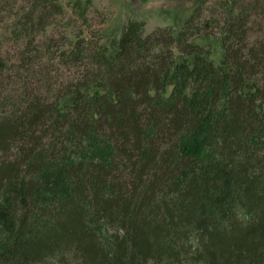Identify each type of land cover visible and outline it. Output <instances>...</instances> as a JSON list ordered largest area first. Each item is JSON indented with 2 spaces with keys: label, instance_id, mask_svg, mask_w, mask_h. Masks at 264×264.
Returning a JSON list of instances; mask_svg holds the SVG:
<instances>
[{
  "label": "trees",
  "instance_id": "trees-1",
  "mask_svg": "<svg viewBox=\"0 0 264 264\" xmlns=\"http://www.w3.org/2000/svg\"><path fill=\"white\" fill-rule=\"evenodd\" d=\"M193 18L79 38L74 87L0 118V264H264V42L186 45Z\"/></svg>",
  "mask_w": 264,
  "mask_h": 264
},
{
  "label": "rangeland",
  "instance_id": "rangeland-1",
  "mask_svg": "<svg viewBox=\"0 0 264 264\" xmlns=\"http://www.w3.org/2000/svg\"><path fill=\"white\" fill-rule=\"evenodd\" d=\"M77 3L84 17L75 11ZM55 5L41 26L28 27L34 0H0V118L22 110L30 99L65 96L86 69L63 62L61 53L79 38L94 45L118 38L129 20L145 22L146 35L166 29L178 35L194 15L185 43L202 45L201 36L220 39L228 21L243 18L247 48L264 42V0H56ZM180 46H170L173 57L182 55Z\"/></svg>",
  "mask_w": 264,
  "mask_h": 264
}]
</instances>
